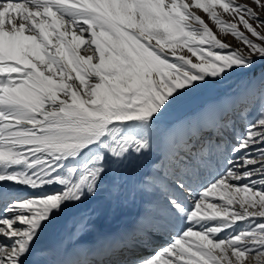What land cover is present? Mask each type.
Masks as SVG:
<instances>
[{
  "label": "snow or ice",
  "instance_id": "obj_1",
  "mask_svg": "<svg viewBox=\"0 0 264 264\" xmlns=\"http://www.w3.org/2000/svg\"><path fill=\"white\" fill-rule=\"evenodd\" d=\"M261 11L264 0H0V264H264ZM137 194L150 199L136 222L99 226Z\"/></svg>",
  "mask_w": 264,
  "mask_h": 264
},
{
  "label": "bare ground",
  "instance_id": "obj_2",
  "mask_svg": "<svg viewBox=\"0 0 264 264\" xmlns=\"http://www.w3.org/2000/svg\"><path fill=\"white\" fill-rule=\"evenodd\" d=\"M183 114H176L175 116H172L170 118L165 117V123L166 124H171L174 123L178 120H181L183 118ZM154 156H147L145 157L143 160H141L140 162H138L133 171L131 172L130 176H129V181H128V186L134 187L136 185V183L139 181L140 177L143 175H146L149 173L150 168H151V164L154 160ZM139 195V194H138ZM140 197L142 196L143 199L145 200H149L150 197L148 195H139ZM147 201L142 202L141 206H139V197H136L134 200L129 199L122 207L114 210V211H109L108 213H106L105 215H103L100 220L98 221V224L100 227H102L103 229H108L113 225H117L121 222L118 227H122V226H129L131 225V221L133 219H135L136 216V212L138 211V209L144 210L145 206H146ZM150 221L149 219H144L143 222H148ZM163 238L164 236H158ZM61 237L58 235H49V240L46 242H42L45 245H56L60 242ZM86 240L91 239V236L85 237ZM167 239L166 241L168 242V237L164 238ZM160 243V242H158Z\"/></svg>",
  "mask_w": 264,
  "mask_h": 264
},
{
  "label": "rangeland",
  "instance_id": "obj_3",
  "mask_svg": "<svg viewBox=\"0 0 264 264\" xmlns=\"http://www.w3.org/2000/svg\"><path fill=\"white\" fill-rule=\"evenodd\" d=\"M238 2L247 3L248 0H238ZM199 14L204 16L206 21L208 20L206 14H204L202 11L199 12ZM261 16L264 17V11H261ZM225 18L227 19L228 17L226 16ZM209 23H210V27H212L214 31H217L214 24H212L211 22H209ZM217 35L219 36L220 39H222L224 42L232 45L233 47H241L240 43L232 35L220 34L218 31H217ZM245 51H247V49H245ZM80 54L81 55H90V54H92V50L82 46V48L80 50ZM224 91H226V89H220L218 91L205 90L201 93H198L194 96H191L182 105L173 109L166 117L170 118L172 116H175L176 114L188 115L191 112H194L197 109H199L203 104L209 102L210 100L215 99L218 95L223 94ZM183 117H185V116H183Z\"/></svg>",
  "mask_w": 264,
  "mask_h": 264
}]
</instances>
